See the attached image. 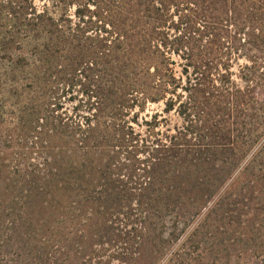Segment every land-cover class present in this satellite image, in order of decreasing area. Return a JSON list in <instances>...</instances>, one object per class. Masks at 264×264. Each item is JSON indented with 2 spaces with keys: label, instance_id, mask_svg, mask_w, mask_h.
<instances>
[{
  "label": "trees",
  "instance_id": "trees-1",
  "mask_svg": "<svg viewBox=\"0 0 264 264\" xmlns=\"http://www.w3.org/2000/svg\"><path fill=\"white\" fill-rule=\"evenodd\" d=\"M0 264H264V0H0Z\"/></svg>",
  "mask_w": 264,
  "mask_h": 264
},
{
  "label": "rangeland",
  "instance_id": "rangeland-1",
  "mask_svg": "<svg viewBox=\"0 0 264 264\" xmlns=\"http://www.w3.org/2000/svg\"><path fill=\"white\" fill-rule=\"evenodd\" d=\"M36 3H39V0H35Z\"/></svg>",
  "mask_w": 264,
  "mask_h": 264
}]
</instances>
